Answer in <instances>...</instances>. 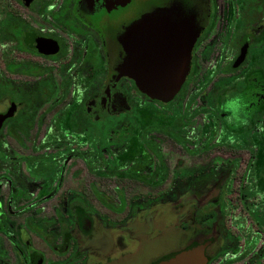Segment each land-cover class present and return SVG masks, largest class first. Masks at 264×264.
Masks as SVG:
<instances>
[{"label": "flooded vegetation", "instance_id": "flooded-vegetation-1", "mask_svg": "<svg viewBox=\"0 0 264 264\" xmlns=\"http://www.w3.org/2000/svg\"><path fill=\"white\" fill-rule=\"evenodd\" d=\"M226 1L225 32L213 37L209 35L218 25L215 0H31L28 6L19 0L7 6L3 18L10 13L17 21L0 24V103H8L0 115H9L0 125V190H5L0 235L13 248L17 264H46L45 253L37 251L33 238L52 254L48 264H89V256L99 259L97 264H118L119 244L104 236L135 234L132 222L142 211L139 206L163 205L168 180L173 175L180 181L186 162L176 157V165H168L163 139L186 154L212 152L211 156L226 157L218 162L228 168L220 190L236 184L230 169L236 158L246 157L243 173L249 184L255 175H264V168L260 173L254 169L262 155L264 128V6L258 0ZM172 6L193 17L199 35L190 49L188 72L179 92L163 104L149 100L132 80L120 76L125 59L121 39L137 21ZM31 40L49 43L53 52L39 53L26 44ZM242 51L245 56L236 63ZM146 104L165 113L179 109L183 125L204 120L211 135L193 152L188 150L192 137L182 135L183 125L179 130L176 121L139 130L138 110ZM138 132L151 165L143 172L104 166L107 158L118 162L116 156L126 154ZM10 141L21 149L25 141L43 143L17 156L6 145ZM79 141L86 148H64ZM49 145L64 149L57 155ZM68 158L80 160L82 172L90 176L82 186L69 188L64 183V177L70 179L69 174L79 168L65 164ZM243 177L236 186L237 200H227L225 193L219 200L230 210L241 205L251 219L257 193L242 184ZM40 180L42 186L33 197L31 183ZM61 188L67 193L59 198ZM216 202L202 204L198 211L213 210ZM17 204L25 207L16 209ZM44 204L61 208L53 207L45 216L40 207ZM212 210L199 218L202 225L215 217ZM22 215L20 226L14 227L13 218ZM95 234L101 238L97 245L79 249L78 244L89 243ZM225 237L229 243L231 235ZM245 254L218 262L213 258L208 264H235ZM0 256L7 261L1 242Z\"/></svg>", "mask_w": 264, "mask_h": 264}, {"label": "rangeland", "instance_id": "rangeland-1", "mask_svg": "<svg viewBox=\"0 0 264 264\" xmlns=\"http://www.w3.org/2000/svg\"><path fill=\"white\" fill-rule=\"evenodd\" d=\"M8 1L11 5H14L16 0ZM258 2L260 5L264 6V0H258ZM226 4V0H215V8L217 12L216 20L218 25L209 37L215 35L218 36L217 34L220 32L221 36H223L226 27L224 22L229 16V14L226 13V9H223L226 7ZM19 10L21 13L26 14V11L21 8H19ZM4 101L0 103V111L8 106V103ZM70 110L71 108H69L67 112ZM138 112L142 121L139 130H142L146 125L164 124L166 120H168V122L176 121L178 124L176 128L179 130L183 125L180 123V111L177 108L165 113L161 112L156 105L146 104L140 108ZM208 127L209 125L204 120H197L190 124V126L183 125L181 127L183 129L182 135L189 138L192 137L194 141L193 145L190 146L188 150L192 149L190 151L195 152L199 149L201 144L209 135H211ZM122 133L123 132H119L117 134ZM262 135V155L259 156L258 160L256 159L254 163V169L259 173V170L264 168V128ZM198 141L199 144L197 143ZM42 143L43 142L41 141H25L23 143V149H21L17 143L12 141L6 142V145L9 150L14 152V155L21 156L29 153H21V151H29L32 149V146H37ZM64 148L73 150L84 149L86 147L84 142L79 141L70 143V146ZM64 148H58V146L52 145H49L48 147V149L55 150V154L57 155L61 154V150ZM161 148L166 155L165 157L167 158L168 165L171 167L176 165V157H179L186 162V164L182 165L181 160L179 161V165H182L180 170V181L174 180L171 173L172 178L168 180L167 195L163 205L152 204L149 207L139 206L142 208V211L135 216V219L132 222V228L134 229L133 233L135 234L130 237L120 236L117 238L112 237L110 234L104 236L108 237L110 242L117 241L119 244L118 255L120 260L118 264H150L151 262L154 263L159 260L160 257H164V254L166 256V254H171L187 246L204 244L206 245L205 255L208 260L207 264L209 263V260H213V258L218 262L224 261L228 257L242 255L243 253H246L244 255L246 257H243V259L241 258L242 260L240 259L241 261L235 264H264V233L261 232V229H264V227L260 229L258 225L253 222L252 218L250 219L249 215L241 209V205H234L230 210L229 205H225V203L219 200L220 195L223 193L226 194L227 200H230L231 202L239 198V190L236 186H238L237 183L240 181L241 175L244 174L242 184L246 183L250 186V191L257 193L252 200L253 205L256 206V210L253 206L250 209H253L256 218L258 216L261 219H264V175H262L263 177L261 175L258 177L255 175L251 180L252 182L249 184V180L247 181L245 179L246 173H243L246 157L242 156L236 158V163H233V165H231L232 167H230V169L235 172L233 182L236 184H234V187L230 190H220L219 182L223 180L225 174L228 172V168L225 166L226 164H218V162L226 160V157L220 156L219 154L211 156L212 152L206 154H186L169 139H163ZM144 149L145 147L140 142L138 132L135 135V139L126 149V154L116 156V161H118L116 163H113L110 158H107L104 166L111 168L115 165L117 168L121 169L134 167L137 171L140 170L143 172L146 167L151 165L150 157L144 153ZM65 161V164L67 165L79 167L74 171L75 173L69 174L70 179L68 176L64 177V183L66 182L67 187H74L76 184L82 186L88 178L90 179L88 174L85 175V173L82 172L83 170L81 169V166L83 164L80 160L68 158ZM171 170L172 169H170V172H172ZM262 170L264 172V169ZM260 176L262 178H260ZM94 180L98 181L97 178ZM42 181L43 180L33 181V183H31L29 190L33 197L35 196V193L40 190ZM114 181L115 180L112 179L109 180V182ZM216 181H218L219 184H216ZM63 189L61 188L60 190L61 195H57L59 198L64 197L65 193H67ZM87 197L90 196L87 195ZM248 197H253V195L249 194ZM4 199L5 190H0V213L3 211ZM213 200L217 201V207L215 209L207 210L204 208L201 211H198V208L201 207L202 204H206ZM15 206L16 209H23L25 207L22 204H17ZM40 207L41 209H44L43 212H46L45 216H47L50 214L51 208H61V205L51 206L44 204ZM210 210H215V217L212 218L210 223H207L209 225H202V221H199L200 215L207 213ZM24 217L25 215L13 218V223L16 224L14 227H17L18 224L20 226ZM237 229H239L238 233L236 231ZM227 234H230L232 237L229 243L225 237ZM98 235L100 236V233H98ZM98 235L95 234L92 241L89 243L82 242L81 244H78L79 249L84 248L86 245H97V243L100 242L99 239H101ZM73 239L80 242L83 241L81 239ZM33 241L34 244H36L37 251L45 253L46 264H48L53 258L52 254L36 239L33 238ZM0 242L2 252L5 254L4 259H7V261L2 260V256H0V264H2V262L4 264H17L14 259L15 254L13 248L1 235ZM223 251L228 254H224ZM87 259L89 264H97V261L99 260L92 256H89Z\"/></svg>", "mask_w": 264, "mask_h": 264}, {"label": "water", "instance_id": "water-1", "mask_svg": "<svg viewBox=\"0 0 264 264\" xmlns=\"http://www.w3.org/2000/svg\"><path fill=\"white\" fill-rule=\"evenodd\" d=\"M28 6L31 0H22ZM194 19L181 8H162L145 16L126 30L121 39L125 59L120 76L132 80L140 94L151 101L167 104L179 92L190 60V49L199 35ZM26 44L42 54H50L51 45L42 40ZM242 51L236 63L243 60ZM0 115V125L8 118ZM206 245L187 246L153 264H207Z\"/></svg>", "mask_w": 264, "mask_h": 264}, {"label": "trees", "instance_id": "trees-1", "mask_svg": "<svg viewBox=\"0 0 264 264\" xmlns=\"http://www.w3.org/2000/svg\"><path fill=\"white\" fill-rule=\"evenodd\" d=\"M16 2L19 3V0H16ZM11 3L8 0H0V24L5 23V22H10V21H17L14 17H11L10 13L8 14L9 17L3 18V14H6L7 12V6H9ZM108 133L107 130H105L104 135ZM106 145V144H105ZM200 218H202V215H200ZM252 220L259 226V227H264V219H261L260 217L255 215H252ZM211 219H205V221H209Z\"/></svg>", "mask_w": 264, "mask_h": 264}]
</instances>
